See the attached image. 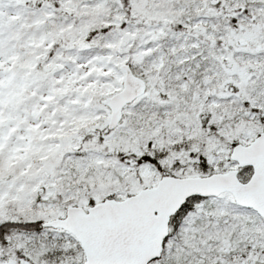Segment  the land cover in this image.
I'll return each mask as SVG.
<instances>
[{
	"label": "snow or ice",
	"instance_id": "snow-or-ice-1",
	"mask_svg": "<svg viewBox=\"0 0 264 264\" xmlns=\"http://www.w3.org/2000/svg\"><path fill=\"white\" fill-rule=\"evenodd\" d=\"M0 264H264V0H0Z\"/></svg>",
	"mask_w": 264,
	"mask_h": 264
}]
</instances>
